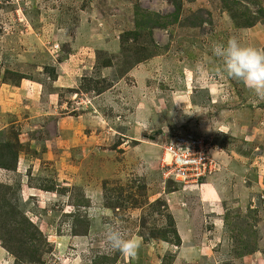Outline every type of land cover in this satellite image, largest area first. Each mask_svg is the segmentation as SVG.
<instances>
[{
  "label": "rangeland",
  "instance_id": "1",
  "mask_svg": "<svg viewBox=\"0 0 264 264\" xmlns=\"http://www.w3.org/2000/svg\"><path fill=\"white\" fill-rule=\"evenodd\" d=\"M233 37L264 50V0H0V264H21L10 246L33 264H264V100L211 52ZM189 136L213 162L199 184L173 171Z\"/></svg>",
  "mask_w": 264,
  "mask_h": 264
},
{
  "label": "clouds",
  "instance_id": "2",
  "mask_svg": "<svg viewBox=\"0 0 264 264\" xmlns=\"http://www.w3.org/2000/svg\"><path fill=\"white\" fill-rule=\"evenodd\" d=\"M212 55L221 61L228 78L242 82L260 100H264V50L242 45L236 38L214 44ZM105 240L110 250L135 255L137 243L126 237L117 226L105 229Z\"/></svg>",
  "mask_w": 264,
  "mask_h": 264
},
{
  "label": "built area",
  "instance_id": "3",
  "mask_svg": "<svg viewBox=\"0 0 264 264\" xmlns=\"http://www.w3.org/2000/svg\"><path fill=\"white\" fill-rule=\"evenodd\" d=\"M170 153L173 157V171L182 176L183 182L199 184L205 173H211L213 162L195 137H184L172 142ZM207 166V167H206ZM205 172L201 171L205 168ZM199 181V182H198Z\"/></svg>",
  "mask_w": 264,
  "mask_h": 264
},
{
  "label": "trees",
  "instance_id": "4",
  "mask_svg": "<svg viewBox=\"0 0 264 264\" xmlns=\"http://www.w3.org/2000/svg\"><path fill=\"white\" fill-rule=\"evenodd\" d=\"M20 246L22 247V243H21V245H19V248H20ZM14 248L15 247H13V246H10L9 247V249H12L13 250V252L15 253V255L17 257V260L20 261L21 264H33L34 259H32V257L29 258V259L22 260V255L20 256L18 254V251L16 252V250Z\"/></svg>",
  "mask_w": 264,
  "mask_h": 264
}]
</instances>
